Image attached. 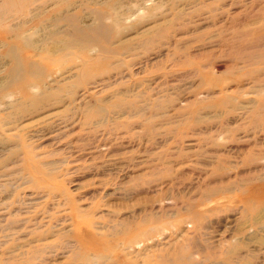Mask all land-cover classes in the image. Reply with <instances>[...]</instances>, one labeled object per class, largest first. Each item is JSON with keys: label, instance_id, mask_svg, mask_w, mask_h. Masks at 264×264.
I'll return each instance as SVG.
<instances>
[{"label": "rangeland", "instance_id": "rangeland-1", "mask_svg": "<svg viewBox=\"0 0 264 264\" xmlns=\"http://www.w3.org/2000/svg\"><path fill=\"white\" fill-rule=\"evenodd\" d=\"M0 264H264V0H0Z\"/></svg>", "mask_w": 264, "mask_h": 264}, {"label": "bare ground", "instance_id": "bare-ground-1", "mask_svg": "<svg viewBox=\"0 0 264 264\" xmlns=\"http://www.w3.org/2000/svg\"><path fill=\"white\" fill-rule=\"evenodd\" d=\"M77 39H78V38H77ZM77 39H75V40H77ZM79 39H80V38H79ZM72 41H73V40H72ZM68 42H69V41H68ZM70 42H71V41H70ZM72 43H73V42H72ZM66 44H67V43H66ZM66 44H65V45H66ZM76 45H77V44H76Z\"/></svg>", "mask_w": 264, "mask_h": 264}]
</instances>
